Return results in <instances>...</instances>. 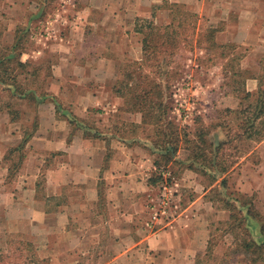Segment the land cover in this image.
I'll return each instance as SVG.
<instances>
[{
    "label": "crops",
    "instance_id": "1",
    "mask_svg": "<svg viewBox=\"0 0 264 264\" xmlns=\"http://www.w3.org/2000/svg\"><path fill=\"white\" fill-rule=\"evenodd\" d=\"M159 1L172 3L0 0V16L12 17L0 29V65L16 57L7 74L0 68V78H16L18 84L13 90L0 82V238H44L41 257L29 264L47 258L55 259L51 264H201L219 244L228 253L230 243H213L214 226L229 221L213 191L223 178L229 191L264 214L263 137L250 141L246 155L212 185L188 167L180 144L167 165L177 185L174 214L147 223L155 153L144 140L142 115L125 110L116 88L128 36L138 34L137 20ZM210 1L213 15L226 22L225 42L246 49L236 68L243 89L254 96L264 90V0ZM200 2H188L186 10L199 15ZM229 61L220 67L225 79ZM222 82L212 88L221 94L215 103L197 89L203 101L198 117L205 125L218 124L220 112L240 107L236 92ZM32 128L17 152L22 166L11 173L6 157ZM3 244L0 257L12 252Z\"/></svg>",
    "mask_w": 264,
    "mask_h": 264
},
{
    "label": "trees",
    "instance_id": "2",
    "mask_svg": "<svg viewBox=\"0 0 264 264\" xmlns=\"http://www.w3.org/2000/svg\"><path fill=\"white\" fill-rule=\"evenodd\" d=\"M164 5L171 17L165 26L158 28L152 22L143 25L139 24L141 19L137 20V33L141 36V60L123 65V79L117 83V93L124 99L125 110L140 113L142 128H148L144 140L149 142L150 149L155 153V170L147 181L148 186L156 187L163 183L161 170L170 174L167 183L175 178L167 165L180 144L188 152V167L200 172L207 179L206 182L212 185L246 155L252 145L250 141L258 142L264 137V90L260 88L254 96L245 92L236 68L239 60L231 53L234 46H220L215 41V35L220 29L200 30L196 14L181 4L165 2ZM182 45L190 49L202 46L206 56H209L208 62L213 64H222L223 60L233 57L226 65L229 69L225 74L226 86L236 92L240 107L220 112L218 124L205 125L200 117L184 127L175 122L173 104L168 93L170 88L163 77L170 65L167 56H172ZM163 53L167 59L160 58ZM15 59H10V63H15ZM10 63L0 65L6 74ZM22 66L18 63V68ZM0 82L13 90L18 86L16 78H0ZM32 134L33 128L25 134L22 144L7 155L8 162L11 161L12 153L23 150ZM22 160L23 156H20ZM10 166L12 173L14 166ZM213 191L223 209L229 212V221L224 224L227 234L233 236L229 254L241 257L245 264H264L262 214L255 210L250 199L228 190L227 178L220 181V189L214 188Z\"/></svg>",
    "mask_w": 264,
    "mask_h": 264
},
{
    "label": "rangeland",
    "instance_id": "3",
    "mask_svg": "<svg viewBox=\"0 0 264 264\" xmlns=\"http://www.w3.org/2000/svg\"><path fill=\"white\" fill-rule=\"evenodd\" d=\"M173 2L178 1V4H182L184 8L186 9L189 4L196 3V6L199 5L198 0H170ZM217 2V1H216ZM165 1H159L155 7L153 8L152 12L149 14H146L144 18L139 21V24L147 25L148 22H152L153 25H155L158 28H161L169 23L171 17H169V14H164V11L168 10L165 8L164 5ZM213 1L210 0H204V6H199V15H197V27L200 30L206 29V28H216L220 29L219 32L215 35V41L220 46H225L226 38H225V29H226V22H223L220 16H215L211 12V6L213 5ZM53 5H48V9L46 12H51L53 9ZM52 9V10H51ZM219 9V8H218ZM203 10V11H202ZM168 15V16H167ZM12 18V17H10ZM9 17L0 16V29H2L3 26H5V22L9 23V20H11ZM231 22H229L231 25L235 24V19L233 17L230 18ZM143 21H146L143 23ZM11 24V23H10ZM240 34H235V38L239 39ZM129 43L126 48L123 49V61L124 65H128L133 62H138L141 57V36L139 34H136L134 37L128 36ZM234 46L233 53L238 59L243 58L245 56L244 47H238L235 43H229ZM195 46V45H194ZM227 50V49H226ZM228 51V50H227ZM2 53V51H0ZM0 53V54H1ZM6 54V53H5ZM165 53L160 55V58L164 59ZM230 54V55H233ZM167 61H170V65L168 69L165 70L166 75H164L163 79L166 81L167 86L169 89V95L171 96L172 100V106H173V114L176 116V119L180 122V126L184 127L186 125H189L192 123V121L199 116L198 111L201 108L202 100L199 98V95L197 92V89L200 90L202 87L204 90V94H201L208 98L212 103H215V101L218 100V97H220L221 94H215L212 93L213 89H218V86H220L223 82L227 81L223 77V74L220 67L221 64H213V62H208L209 56H206L205 51L201 48H193L190 49L188 46H179L177 50H175L174 53H172V56H167ZM233 58V57H230ZM240 59V60H241ZM222 64H224V60L222 61ZM12 66V65H11ZM242 67V66H241ZM163 72V71H161ZM224 78V79H223ZM201 97V96H200ZM202 101V102H201ZM182 105V108L179 109V106ZM178 112H177V111ZM188 116V120H183L184 116ZM20 154L19 153H12L9 165L11 164L13 167V171H17L22 166V161H20ZM254 159L256 157L252 158V161L254 162ZM12 176L10 177V179ZM9 179V180H10ZM175 181V178H173ZM154 191L150 193V196L147 197V204L149 208V214H148V221L147 223H150L152 214L159 210L160 208V200H161V191L159 190V186L154 187ZM175 197L176 194H174V197H172V205L170 206L168 212L165 215L159 216V218H171L174 213L173 205H175ZM264 217V214H262ZM217 225L214 226L213 230V243H216L218 245L219 243H232L233 236L231 234H227L225 225ZM51 239V238H49ZM30 241V240H29ZM43 240L33 241V242H26L20 240L19 236H16V238L8 237L7 239L0 238V247L4 245L3 243H9L10 247L12 249V252L8 254H2V257H0V264H29L31 261H35L36 259H39L42 255V250L45 248L43 246H47L46 242ZM43 242V243H42ZM42 243V244H41ZM215 245V244H214ZM215 246V249L211 250V253L202 259L201 264H240L242 262V258L239 256H234L232 254L226 255L227 251L224 252V249L220 246ZM42 246V247H41ZM37 247V248H36ZM25 249L27 252H25ZM40 249V250H38ZM38 250V254L36 252ZM23 252V253H22ZM224 253V255H223ZM1 255V254H0ZM52 258H47V260H44L43 264H51L53 262Z\"/></svg>",
    "mask_w": 264,
    "mask_h": 264
},
{
    "label": "built area",
    "instance_id": "4",
    "mask_svg": "<svg viewBox=\"0 0 264 264\" xmlns=\"http://www.w3.org/2000/svg\"><path fill=\"white\" fill-rule=\"evenodd\" d=\"M180 108H182V105L179 106V109ZM186 119L187 121L190 122V120H188L187 115L183 117V120H186ZM160 174L164 178L163 183L159 185V190L161 191L160 208L158 211L152 214V217H151L152 223L157 221L159 219V216L165 215L168 212L170 206L172 205V197H174V194H175L174 189L177 187L173 179L169 183L166 182V180L170 176L169 172L165 170H161ZM174 207L175 206L173 205V208ZM151 222L149 223V226L152 224Z\"/></svg>",
    "mask_w": 264,
    "mask_h": 264
}]
</instances>
